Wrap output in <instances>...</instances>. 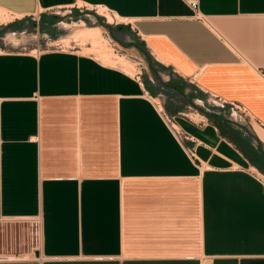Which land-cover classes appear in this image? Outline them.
<instances>
[{
    "label": "crops",
    "instance_id": "0c3cea01",
    "mask_svg": "<svg viewBox=\"0 0 264 264\" xmlns=\"http://www.w3.org/2000/svg\"><path fill=\"white\" fill-rule=\"evenodd\" d=\"M198 3L0 0V35L32 20L38 34L17 30L51 40L53 11L101 9L120 22L84 28L145 59L132 75L80 47L6 52L0 37V223H42L35 258L0 264H264V0ZM214 98L261 129L182 113Z\"/></svg>",
    "mask_w": 264,
    "mask_h": 264
},
{
    "label": "rangeland",
    "instance_id": "374dc122",
    "mask_svg": "<svg viewBox=\"0 0 264 264\" xmlns=\"http://www.w3.org/2000/svg\"><path fill=\"white\" fill-rule=\"evenodd\" d=\"M83 8V7H81ZM54 14L51 15V18H49V20L54 21L55 22V27H56V35L55 37H51V40L49 39H43L41 36H39L40 38V42H37V39H34L35 41H33L32 38H34V36L32 34L30 35H23L22 32L20 33L19 30L17 29H22L23 31H27L28 33H35L38 34V30H37V26L36 23L32 20L30 21H26L24 23H20L19 26L16 25V27L14 28H10V25L8 27H5L3 34L0 35L1 39L2 38H7V42L8 44L11 46V48L13 49H19L22 50L24 48H27L28 50L30 49H34L36 44L40 43V48L41 49H51V50H60V46L63 47V50L66 51H72L73 47H76V49L82 48V51L84 54L87 55H91L94 54V57L99 58L102 62H104L105 64L111 65V66H116V67H120L121 69L125 70L126 72L132 74V75H138L139 72L141 71V58L144 59V57L140 54V52H138L139 50L135 49V50H129V48H125L123 46H118L116 44V41L112 38L111 35V31L107 30L105 31L103 29L101 36L103 38H101L100 40V45H106L108 46L107 50L109 54H115L118 57H121L123 59H125L128 63H130V67L125 68L122 65H118V64H109L107 61H105L104 59H102V54L97 52V51H92L89 50L88 48L90 47L91 42L89 40L81 41V42H77L74 43L73 40L76 38H73V36L77 33V31L81 30L84 28V26L90 27V28H97V27H104L105 24H107L108 21V16L109 14L106 13L105 11L99 9L97 14H93L95 13V11L91 12L92 14H89V11H85L84 13H80L78 9H73V8H65V9H59V10H55L53 11ZM2 15V14H0ZM100 15H105L104 16H100ZM5 16L6 18H8V20H10V18L7 15H2ZM90 16V17H88ZM111 17V16H110ZM114 22H112L113 20H111L112 24H116L117 22H120L119 20H116L115 18ZM21 30V31H22ZM16 33H18L17 35H15ZM12 35L15 36L16 40L12 39ZM11 39V40H10ZM77 40V39H76ZM37 42V43H36ZM35 44V45H34ZM100 46L99 50H103L101 49ZM75 51V50H73ZM101 52V51H100ZM99 54V55H98ZM114 58H116L114 56ZM145 60V59H144ZM139 63V64H138ZM144 63H142L143 65ZM146 64V63H145ZM155 64V68L157 69V71H159L160 66L154 61ZM133 69H132V68ZM148 70H150L151 72L152 69L149 65V60H148V66H147ZM130 69V70H129ZM142 72H144V70H142ZM219 100L214 98V100H208L205 103H201V105L198 106V109L192 105H188V104H184V109L183 112L186 116H190L193 117L195 119H199V116H193L192 113H195L196 115L201 114V110L203 109L205 112L214 115V113L218 114L220 117H225L228 118L230 120H232L233 122H235L236 124L242 125L243 128L245 129H256L259 128L261 129V127L255 122L253 121V119H251V117L248 115L249 112L245 111L244 113V107H241L240 109H237L234 106H238L235 104H224L222 105H218L220 104L218 102ZM200 108V109H199ZM217 115V116H218ZM184 116H181V118ZM170 118H172L170 116ZM179 119L175 120L176 125L178 126V129L180 131H183V129L180 127L179 125ZM184 132V131H183ZM254 132V131H253ZM255 134V133H254ZM36 228V227H35ZM32 227L31 224L29 223H24L23 221H5V222H1L0 223V242L2 243L3 240L5 241V243H9V244H15L17 238H16V233H21L20 231H25V235L28 237V233L26 234V231L29 232V234L32 232L31 231ZM25 239V237H24ZM30 242V240H28ZM17 245H11L8 249L5 248L3 249V247L0 250V254H17V253H24L26 250H22V248H28L29 244H20L17 243Z\"/></svg>",
    "mask_w": 264,
    "mask_h": 264
},
{
    "label": "built area",
    "instance_id": "2783aa9c",
    "mask_svg": "<svg viewBox=\"0 0 264 264\" xmlns=\"http://www.w3.org/2000/svg\"><path fill=\"white\" fill-rule=\"evenodd\" d=\"M188 3L190 4V6L193 8V10L198 13L199 12V3H198V0H187ZM98 12V9L96 10ZM7 38H2V44H3V47H4V50L6 52L9 51V49H11V46L8 44ZM60 50L58 51H66V50H63V47H59ZM21 52H24V53H27L29 52V50L27 48H24L21 50ZM31 52V51H30ZM219 103L218 105H224L225 103L222 102L220 99H218ZM236 107L237 109H240L241 110V107L239 106H234ZM244 113H245V110H243ZM165 117L167 119V122L170 126V128L173 130V132L177 135V137L182 140V141H186V140H190V137L183 131H180L178 129V126L176 125L175 123V119L172 117L170 118L169 115H166L165 114ZM189 154L192 156V157H195V147L193 148H190L189 150ZM27 222L28 224L30 223L31 224V251L29 253H17V254H0V261H6V260H24V259H27L29 257H36V253L38 252L39 250V247H40V242H41V226H42V223H41V218H34V219H30V220H27L25 221ZM36 227V228H35Z\"/></svg>",
    "mask_w": 264,
    "mask_h": 264
},
{
    "label": "bare ground",
    "instance_id": "6f19581e",
    "mask_svg": "<svg viewBox=\"0 0 264 264\" xmlns=\"http://www.w3.org/2000/svg\"><path fill=\"white\" fill-rule=\"evenodd\" d=\"M109 20L110 21L113 20L112 22H114L113 17H111V18L109 17L108 21ZM7 21H9L8 18H6L5 16L0 15V22H7ZM11 37H12L13 40L14 39L16 40V38H15L14 35H12ZM74 38H76L77 40H80L81 39V41L82 40H85V39L86 40L87 39H91L92 40V44H93V47H92L91 50L92 51L94 50V51H97V52L101 53L102 54V57H103L102 59H104L105 61H107L109 64H115V65L118 64V65H122L125 68L130 67V63H128L125 59H123L121 57H118V56H116L113 53L112 54H109L108 51H107V50L110 51V49H107L108 46L103 45V44L100 45V40H101V38H103L101 36V29H93L92 30V29L84 28L82 30L77 31V33L75 34ZM100 46H103V47H101V49H103V50H99V47ZM114 56L116 58H114Z\"/></svg>",
    "mask_w": 264,
    "mask_h": 264
},
{
    "label": "trees",
    "instance_id": "16d2710c",
    "mask_svg": "<svg viewBox=\"0 0 264 264\" xmlns=\"http://www.w3.org/2000/svg\"><path fill=\"white\" fill-rule=\"evenodd\" d=\"M17 24H12L10 25V28H14L16 27ZM148 60H149V65L153 71V73L156 75L157 74V69L155 68V64H154V61L148 56ZM169 85H171V89H173L174 91H177V92H180L182 93V89L176 87L175 85H173L172 83H170Z\"/></svg>",
    "mask_w": 264,
    "mask_h": 264
},
{
    "label": "flooded vegetation",
    "instance_id": "af4514ba",
    "mask_svg": "<svg viewBox=\"0 0 264 264\" xmlns=\"http://www.w3.org/2000/svg\"><path fill=\"white\" fill-rule=\"evenodd\" d=\"M12 244H9V243H5V241L4 242H0V250H1V248L3 247V249H5V248H9L10 246H11Z\"/></svg>",
    "mask_w": 264,
    "mask_h": 264
},
{
    "label": "water",
    "instance_id": "95a60500",
    "mask_svg": "<svg viewBox=\"0 0 264 264\" xmlns=\"http://www.w3.org/2000/svg\"><path fill=\"white\" fill-rule=\"evenodd\" d=\"M39 255V254H38Z\"/></svg>",
    "mask_w": 264,
    "mask_h": 264
}]
</instances>
